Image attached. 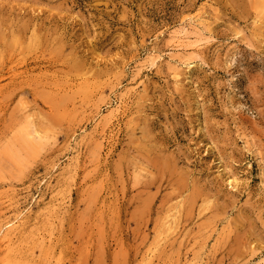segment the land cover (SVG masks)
Here are the masks:
<instances>
[{"label":"rangeland","instance_id":"1","mask_svg":"<svg viewBox=\"0 0 264 264\" xmlns=\"http://www.w3.org/2000/svg\"><path fill=\"white\" fill-rule=\"evenodd\" d=\"M0 227V264H264V0H0Z\"/></svg>","mask_w":264,"mask_h":264},{"label":"bare ground","instance_id":"2","mask_svg":"<svg viewBox=\"0 0 264 264\" xmlns=\"http://www.w3.org/2000/svg\"><path fill=\"white\" fill-rule=\"evenodd\" d=\"M260 4V3H259ZM263 5V4H262ZM178 33V34H177ZM177 33H175L174 34V36H172L171 37V44L170 45H173L174 47H182V44H181V41H182V36L181 35H185L183 32H177ZM180 35V36H179ZM185 38V37H184ZM186 39V38H185ZM183 42V41H182ZM84 80H85V78H83ZM83 80V81H84ZM90 80V79H89ZM93 80V79H92ZM79 81V83H80V79L78 80ZM78 81H77V83H78ZM88 82V81H87ZM86 82V83H87ZM92 82V81H91ZM90 83V82H89ZM92 83H94L95 84V82H92ZM91 83V84H92ZM97 83V82H96ZM90 84V85H91ZM94 84H92V86L94 85ZM89 85V84H88ZM96 85V84H95ZM78 86V85H77ZM86 86V85H85ZM99 86V85H98ZM86 88H87V86H86ZM94 88V87H93ZM95 89V88H94ZM91 90H92V88H91ZM98 91V90H97ZM93 93H95V92H93ZM26 112H27V110H26ZM25 115H27L26 113H24ZM27 116H29V115H27ZM26 116V117H27ZM25 117V116H24ZM28 118V117H27ZM21 129V128H20ZM38 138V137H37ZM46 138V137H45ZM40 147V146H39ZM144 168H146V167H144ZM148 168V167H147ZM143 169V168H142ZM144 170V169H143ZM143 170H141L142 172H145V171H143ZM140 171V172H141ZM139 171H138V173H140ZM149 173V172H148ZM146 174V173H145ZM150 175H151V173H149ZM139 175V174H138ZM142 177V176H141ZM8 223V222H7ZM6 223V224H7ZM4 224V223H3ZM2 224V225H3ZM6 226V225H5ZM4 227V226H3ZM1 228V227H0ZM6 233V232H5ZM5 233H4V235H5ZM1 234V233H0ZM4 238V236L2 237V239ZM8 243V242H7ZM1 246V245H0ZM10 248V247H9ZM9 248H8V250H9Z\"/></svg>","mask_w":264,"mask_h":264}]
</instances>
